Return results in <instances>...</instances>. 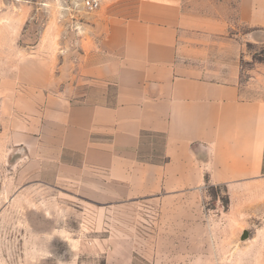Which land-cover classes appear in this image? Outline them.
<instances>
[{"label":"crops","instance_id":"obj_1","mask_svg":"<svg viewBox=\"0 0 264 264\" xmlns=\"http://www.w3.org/2000/svg\"><path fill=\"white\" fill-rule=\"evenodd\" d=\"M190 1L105 0L93 34L20 58V80L40 99L14 122L13 144L59 162L61 177L104 203L172 201L176 212L159 221L183 228L204 215L207 186L258 180L264 99L240 94L222 11L231 0ZM235 2L241 22L260 26V0ZM148 134L162 138L159 161L140 155Z\"/></svg>","mask_w":264,"mask_h":264},{"label":"rangeland","instance_id":"obj_2","mask_svg":"<svg viewBox=\"0 0 264 264\" xmlns=\"http://www.w3.org/2000/svg\"><path fill=\"white\" fill-rule=\"evenodd\" d=\"M228 5L240 94L264 99V0L258 27L238 19L235 0ZM98 9L82 0H0V264H264V172L244 188L207 186L204 215L183 228L159 221L176 212L172 201L104 203L61 177L59 162L13 144L14 122L28 120V103L40 99L20 80L19 59L44 57L52 43L60 53L62 43L93 34ZM161 142L148 134L140 155L161 160Z\"/></svg>","mask_w":264,"mask_h":264},{"label":"built area","instance_id":"obj_3","mask_svg":"<svg viewBox=\"0 0 264 264\" xmlns=\"http://www.w3.org/2000/svg\"><path fill=\"white\" fill-rule=\"evenodd\" d=\"M82 3L87 10H95L100 7V0H82Z\"/></svg>","mask_w":264,"mask_h":264},{"label":"trees","instance_id":"obj_4","mask_svg":"<svg viewBox=\"0 0 264 264\" xmlns=\"http://www.w3.org/2000/svg\"><path fill=\"white\" fill-rule=\"evenodd\" d=\"M209 187V186H208ZM212 186H210L209 188H211Z\"/></svg>","mask_w":264,"mask_h":264},{"label":"water","instance_id":"obj_5","mask_svg":"<svg viewBox=\"0 0 264 264\" xmlns=\"http://www.w3.org/2000/svg\"><path fill=\"white\" fill-rule=\"evenodd\" d=\"M244 238V237H243Z\"/></svg>","mask_w":264,"mask_h":264}]
</instances>
